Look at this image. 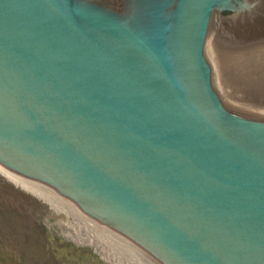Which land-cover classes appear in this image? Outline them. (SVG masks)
<instances>
[{"label": "water", "instance_id": "obj_1", "mask_svg": "<svg viewBox=\"0 0 264 264\" xmlns=\"http://www.w3.org/2000/svg\"><path fill=\"white\" fill-rule=\"evenodd\" d=\"M0 166L157 264H264V0H0Z\"/></svg>", "mask_w": 264, "mask_h": 264}, {"label": "rangeland", "instance_id": "obj_2", "mask_svg": "<svg viewBox=\"0 0 264 264\" xmlns=\"http://www.w3.org/2000/svg\"><path fill=\"white\" fill-rule=\"evenodd\" d=\"M40 196L0 170V264H110L58 235L54 224L66 216Z\"/></svg>", "mask_w": 264, "mask_h": 264}, {"label": "built area", "instance_id": "obj_3", "mask_svg": "<svg viewBox=\"0 0 264 264\" xmlns=\"http://www.w3.org/2000/svg\"><path fill=\"white\" fill-rule=\"evenodd\" d=\"M73 207L68 206L65 202L60 203L58 207L56 206L55 209L66 216L65 221L58 220L54 224L55 232L58 235L69 239L77 245L85 244L93 248L95 247L91 242L94 239H98L107 248H110L111 256L117 259V264H157L123 239L118 237L119 240H122L119 242L111 238L104 232L106 230L104 227L89 219L78 210L73 209ZM103 260L105 259L103 258ZM107 262L111 264L109 260Z\"/></svg>", "mask_w": 264, "mask_h": 264}, {"label": "bare ground", "instance_id": "obj_4", "mask_svg": "<svg viewBox=\"0 0 264 264\" xmlns=\"http://www.w3.org/2000/svg\"><path fill=\"white\" fill-rule=\"evenodd\" d=\"M0 170L6 174H8L11 178L17 179L18 181H20L22 184L26 185L29 188H32L35 192H37L38 194L42 195L40 196L42 199H44L45 201L49 202L51 206H53L54 208H56V206L58 207L60 205V203L65 202L68 206L73 207V205L71 203H69L68 201H66L65 199H63L62 197L58 196L57 194H55L53 191L47 189L46 187L39 185L37 183H34L32 181L23 179L21 177H18L10 172H8L6 169H4L3 167L0 166ZM39 196V195H38ZM73 209L78 210L76 208L73 207ZM79 211V210H78ZM80 212V211H79ZM106 229V228H105ZM101 230V229H99ZM104 232H106V234H108L111 238H114L116 241L121 242L122 240L118 238V236H116L115 234H113L112 232H110L109 230H105ZM102 233V232H101ZM105 234V233H104ZM91 244L96 248V251L99 252L102 257L105 260H109L111 262V264H117L118 261L115 258H112L111 256V252H110V248H107L102 242H100L98 239H94Z\"/></svg>", "mask_w": 264, "mask_h": 264}]
</instances>
